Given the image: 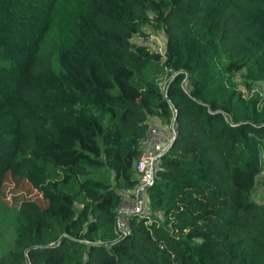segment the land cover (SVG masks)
Masks as SVG:
<instances>
[{
	"label": "trees",
	"instance_id": "trees-1",
	"mask_svg": "<svg viewBox=\"0 0 264 264\" xmlns=\"http://www.w3.org/2000/svg\"><path fill=\"white\" fill-rule=\"evenodd\" d=\"M241 84L264 88V0H0V264H264V97ZM157 121L176 137L120 234ZM8 175L46 203L8 205Z\"/></svg>",
	"mask_w": 264,
	"mask_h": 264
},
{
	"label": "built area",
	"instance_id": "built-area-1",
	"mask_svg": "<svg viewBox=\"0 0 264 264\" xmlns=\"http://www.w3.org/2000/svg\"><path fill=\"white\" fill-rule=\"evenodd\" d=\"M240 89L246 97H251L256 93L264 97V88L259 85L249 89L246 85L241 84ZM176 132L174 121L167 128L157 123H151L144 141V150L136 163L139 184L129 200L124 201L119 209L117 231L120 234L125 235L130 230V220L134 213L143 214L146 212L142 192L154 182L157 163L167 155L175 140Z\"/></svg>",
	"mask_w": 264,
	"mask_h": 264
},
{
	"label": "rangeland",
	"instance_id": "rangeland-1",
	"mask_svg": "<svg viewBox=\"0 0 264 264\" xmlns=\"http://www.w3.org/2000/svg\"><path fill=\"white\" fill-rule=\"evenodd\" d=\"M161 31V30H160ZM148 44L152 45L160 51H164L166 46V36L162 34H152L148 39H144ZM29 198L34 200H39L43 205L46 203V200L43 198L41 192L37 189H33L26 181L18 179L14 175L7 176V182L5 187V201L10 206H18L22 201V198ZM19 204H17L18 202ZM9 234L6 233L5 243L2 244V247H6V242H8ZM4 251V250H3Z\"/></svg>",
	"mask_w": 264,
	"mask_h": 264
},
{
	"label": "crops",
	"instance_id": "crops-1",
	"mask_svg": "<svg viewBox=\"0 0 264 264\" xmlns=\"http://www.w3.org/2000/svg\"><path fill=\"white\" fill-rule=\"evenodd\" d=\"M157 124L162 125V126L165 127V128L168 127V125L166 126V125H164V124H163L162 122H160V121H157Z\"/></svg>",
	"mask_w": 264,
	"mask_h": 264
},
{
	"label": "clouds",
	"instance_id": "clouds-1",
	"mask_svg": "<svg viewBox=\"0 0 264 264\" xmlns=\"http://www.w3.org/2000/svg\"><path fill=\"white\" fill-rule=\"evenodd\" d=\"M169 126V125H168Z\"/></svg>",
	"mask_w": 264,
	"mask_h": 264
}]
</instances>
